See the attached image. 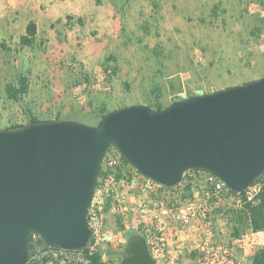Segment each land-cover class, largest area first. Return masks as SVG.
Instances as JSON below:
<instances>
[{
  "label": "rangeland",
  "instance_id": "rangeland-1",
  "mask_svg": "<svg viewBox=\"0 0 264 264\" xmlns=\"http://www.w3.org/2000/svg\"><path fill=\"white\" fill-rule=\"evenodd\" d=\"M31 21L38 26L36 44L23 47L20 38ZM109 56L117 61L108 62ZM106 65L119 71L110 76ZM21 74L31 91L14 102L6 86L17 84ZM263 76L264 0H0V128L27 123L29 110L45 120L61 114L91 124L93 115L73 114L91 112L90 100L111 109L150 105L156 88L167 102ZM200 190L195 186L181 201ZM122 191L138 221L141 205L147 206L145 219L154 222L156 204H172L164 190ZM196 198L209 206V217H195L184 228L166 221L168 253L158 264H250L264 235L233 238L243 208L239 197L227 193L219 208L201 191ZM119 219L108 206L104 234L112 241L100 240V246L114 264H121L128 240Z\"/></svg>",
  "mask_w": 264,
  "mask_h": 264
},
{
  "label": "water",
  "instance_id": "water-1",
  "mask_svg": "<svg viewBox=\"0 0 264 264\" xmlns=\"http://www.w3.org/2000/svg\"><path fill=\"white\" fill-rule=\"evenodd\" d=\"M110 148L142 176L172 188L192 170L237 194L264 173V76L172 102L129 105L95 124L51 119L0 128V264H27L32 235L47 246L86 249L88 211ZM121 264H158L131 235Z\"/></svg>",
  "mask_w": 264,
  "mask_h": 264
},
{
  "label": "built area",
  "instance_id": "built-area-1",
  "mask_svg": "<svg viewBox=\"0 0 264 264\" xmlns=\"http://www.w3.org/2000/svg\"><path fill=\"white\" fill-rule=\"evenodd\" d=\"M123 159L122 154L117 149L110 148L108 150L101 167L103 175L97 180L88 211L89 225L92 238L94 239V242H90L88 246L90 253L100 251L102 260L106 264H114L111 260L107 259L106 254L102 252L100 246V240L107 239L112 241V237L104 234L108 206L111 211L119 215L126 231H132L134 234L145 237L149 251L157 261L160 256L168 253L169 233L166 221L178 223L184 228L195 217H209L211 212L209 206L206 203H200L198 198H196V195H199L200 191L207 197L208 204L210 202V205L214 208H219L224 202L226 194L230 193V189L221 179L210 172L202 170H198L196 173L187 172L188 177L183 178L180 184L172 188H166L142 176L131 165H125ZM120 168L123 169V177L118 179ZM189 182L193 184V188L199 186L201 190L193 193V197L181 201V198L186 193L185 188ZM263 185L264 175H261L244 191L243 196H238V202L244 204V199L246 202H254ZM124 188H138L145 193L150 191L157 193V191L164 190V194L171 196L172 204L171 206H165L163 200L159 201L156 204L157 214H155L154 222H148L145 219L144 214L147 211V206L141 205V220L138 221L134 219V214L126 197L123 195L122 190ZM34 238L36 239L37 236L34 235ZM237 242H244V238L237 239ZM84 250L68 251L50 247V249L39 251L35 258L48 255L52 259L50 264H89ZM231 262L235 264L233 261Z\"/></svg>",
  "mask_w": 264,
  "mask_h": 264
},
{
  "label": "trees",
  "instance_id": "trees-1",
  "mask_svg": "<svg viewBox=\"0 0 264 264\" xmlns=\"http://www.w3.org/2000/svg\"><path fill=\"white\" fill-rule=\"evenodd\" d=\"M96 3L100 4L102 0H94ZM261 0H259L260 2ZM219 9V5L215 6L213 8V14H217V11ZM258 32L260 31L259 29L257 30ZM38 34V26L37 23L34 21H31L26 28V34L22 35L20 38V44L23 47H34L36 44V37ZM107 61H117L115 56H109L107 58ZM110 66H105L106 72L109 71L110 76L116 75L117 72L119 71V67L115 66L114 68H110ZM86 81H89L87 77H85ZM128 87V84H127ZM172 91H176V85L171 84ZM181 89V88H180ZM31 91V85H30V80L28 76L21 74L18 78L17 84H8L6 86V94L9 100L14 101V102H22L24 101L27 96H29ZM205 93H211V92H205ZM153 95V100L150 103V106L156 110H162L167 107V105L163 102L162 98V92L160 89H155L152 92ZM195 95V93L189 92L188 97ZM183 99L182 96L178 95L173 98L172 102L181 100ZM89 105L92 107V111L87 113L84 111L81 112H74L73 114H83V115H93L95 117V122L91 124H95L104 114L108 113L109 111L120 109L123 107H126L128 105H122L120 107H117L115 109L109 108L107 104H102L99 107H96L94 103L90 100ZM55 119H63L61 114H58V116ZM45 119H41L40 117L36 116L35 114L32 113L31 110H29V119L28 122H38L42 121ZM26 123L23 124H12L4 128H11V127H19L22 126ZM124 164L129 165L130 164L125 160ZM192 173L198 172V170H192L189 171ZM103 175V170L101 169L99 173V177ZM264 175V173L262 174ZM123 177V169H119V175L118 179H121ZM188 177V173L185 174L184 178ZM167 188V187H166ZM193 189V184L188 183V185L185 188L186 193H189L191 195ZM231 194H234L236 196H243L244 192L241 194H237L230 190ZM118 227L119 230L125 232V236L128 239L131 235L134 233L132 231H126L125 226L122 224V221L119 219L118 220ZM259 232H264V185L262 187V190L260 193L257 195L256 199L254 202H246L244 199V204L242 210L238 213V224L233 228L232 236L234 239H239L243 237L247 233H259ZM94 242V239L92 238L91 243ZM55 249H59L58 247H52ZM44 249H50L49 246H47L38 236L35 239L34 235L31 236L29 246H28V251H29V261L27 264H50L52 261L51 257L48 255H42L40 258H35L36 254ZM86 254V259L89 261V264H106L102 260V254L100 251H94L90 253L89 247L86 248L85 250ZM121 255L123 256V251L121 252ZM83 264V263H80ZM250 264H264V246H261L257 249V251L254 253L253 256L250 257Z\"/></svg>",
  "mask_w": 264,
  "mask_h": 264
},
{
  "label": "crops",
  "instance_id": "crops-1",
  "mask_svg": "<svg viewBox=\"0 0 264 264\" xmlns=\"http://www.w3.org/2000/svg\"><path fill=\"white\" fill-rule=\"evenodd\" d=\"M170 78H172V77H170ZM184 79L182 78L181 79V83L183 84L184 83V81H183ZM247 82H249V81H247ZM244 83H246V82H244ZM243 84V83H242ZM240 85V84H239ZM232 86H235V85H226L224 88H221V89H225V88H228V87H232ZM221 89H216V90H212L211 92H214V91H218V90H221ZM195 94H205V92H196ZM183 98H185L184 96H182ZM173 100V99H172ZM172 100H170V101H167V102H165V101H163L167 106L168 105H170L171 103H172ZM139 104H143V103H139ZM257 234H263L264 235V232H259V233H251V235H257ZM261 243V242H260ZM262 246H264V238H262Z\"/></svg>",
  "mask_w": 264,
  "mask_h": 264
}]
</instances>
